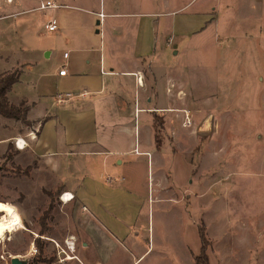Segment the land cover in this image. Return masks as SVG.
<instances>
[{
    "label": "rangeland",
    "instance_id": "rangeland-1",
    "mask_svg": "<svg viewBox=\"0 0 264 264\" xmlns=\"http://www.w3.org/2000/svg\"><path fill=\"white\" fill-rule=\"evenodd\" d=\"M23 1L27 21L14 26L6 20L0 25V70L22 69L12 85L15 95L27 93L36 85L38 73L51 71L58 62L40 59L37 48L53 40L41 27L38 0ZM175 2L172 9H184L183 2L187 5L172 25L169 54L175 86L166 118L155 120L171 199L142 209L140 220L125 225L118 240L100 242L102 261L90 260L132 264L144 253L134 264H195L203 225L210 264H264V0ZM191 14L205 19L191 18ZM200 22L196 33H180L195 29ZM24 63L29 67H17ZM205 121L210 130L203 132L199 129ZM140 149L146 150L142 145ZM147 150L157 153L155 148ZM0 151V223L4 225L0 264H10L14 256L26 264H48L41 258L50 259L51 264H68L59 257L90 250L93 243L82 235L84 220L74 216V207L62 205L52 191L46 199L36 179H14L16 185L28 182L27 194L9 187L10 181L5 186V176H18L15 170L27 166L30 174L37 161L22 167L13 157L12 146ZM130 155L140 160L135 171L146 179L151 169L159 167H152L151 162L147 166L146 154ZM26 199L30 202L26 201L21 222L14 218L16 224L6 228L3 204ZM14 212L19 215L21 211ZM33 232L39 235L40 248ZM66 241L73 242V250ZM83 263L91 264L89 260Z\"/></svg>",
    "mask_w": 264,
    "mask_h": 264
},
{
    "label": "crops",
    "instance_id": "crops-1",
    "mask_svg": "<svg viewBox=\"0 0 264 264\" xmlns=\"http://www.w3.org/2000/svg\"><path fill=\"white\" fill-rule=\"evenodd\" d=\"M51 1L56 6L41 10V27L53 41L37 49L40 59L58 62L51 71L39 72L36 85L27 93L15 95L12 87L7 93L10 103L28 107L29 124L0 116L3 153L10 145L17 164L24 167L36 160L37 165L29 176H5L4 184L10 181L9 187L27 194L28 182L19 186L14 179H36L46 199L43 190L52 191L62 205L74 207V216L84 220L82 235L93 245L66 261L95 264L103 258L100 242L118 240L125 225L140 220L142 209L171 199V181L155 143L154 118L165 119L171 109L175 86L169 54L172 25L187 5L183 2L184 9H172L175 0ZM26 13L23 0H0V25L6 20L14 26L23 24ZM197 16L205 19L190 15ZM52 19L56 29L49 31L45 25ZM197 23L195 29L180 33H196L203 24ZM61 69L64 74L59 73ZM15 138L23 139L25 148L13 147ZM141 145L146 150L141 151ZM153 148L157 153L147 150ZM132 152L146 154L147 166L151 162L158 169H151L147 179L139 176L135 169L140 160L130 157ZM63 192L72 194V200L63 202ZM26 201L30 202L3 204L6 228L16 220L21 222ZM15 209H20L19 215Z\"/></svg>",
    "mask_w": 264,
    "mask_h": 264
},
{
    "label": "trees",
    "instance_id": "trees-1",
    "mask_svg": "<svg viewBox=\"0 0 264 264\" xmlns=\"http://www.w3.org/2000/svg\"><path fill=\"white\" fill-rule=\"evenodd\" d=\"M20 75V69L14 68L9 71L1 72L0 73V116L4 118H11L15 120H20L26 124L28 122L26 121V115L28 111V107L24 105V103H20L19 105H14L8 101L7 93L10 91L12 85L18 80ZM158 117L155 116V120ZM155 128V143L156 147L158 148L160 144L159 139V133L158 129L154 125ZM30 167L27 166L24 169H16L15 174L16 175H28L29 174ZM47 195L50 196L51 192L47 191ZM51 206L48 207V211H50ZM41 235V234H40ZM199 237L201 242V247L199 252L194 256V263L195 264H210L209 259L206 253L207 246L209 245V240L205 235L204 226L201 225L199 227ZM39 237L34 239L35 244L39 245ZM41 262H46L48 264H51L50 259L41 258Z\"/></svg>",
    "mask_w": 264,
    "mask_h": 264
},
{
    "label": "built area",
    "instance_id": "built-area-1",
    "mask_svg": "<svg viewBox=\"0 0 264 264\" xmlns=\"http://www.w3.org/2000/svg\"><path fill=\"white\" fill-rule=\"evenodd\" d=\"M8 1H11V0H8ZM56 5H55V3L53 2V1H51V0H40L39 1V4H38V9H40V10H45V9H47V8H50V7H55ZM98 15H99V17H100V19L103 17V12H102V10H101V8H100V11H99V13H98ZM45 27L49 30V31H53V30H55L56 29V22H55V20H50L46 25H45ZM64 56H67V53H64ZM59 73L60 74H64L65 73V69H61V70H59ZM21 143V145H24V146H26V142L23 140V139H21V138H15L14 139V145L16 146V148H18L19 147V144ZM135 152H137V150L135 149ZM72 198H73V195L72 194H68V192H63V193H61L60 194V199L63 201V202H68V201H70V200H72ZM67 242V241H66ZM67 246L69 247V244L67 243ZM69 249L70 250H73V249H71L70 247H69ZM63 252H64V250H62ZM69 256H71V257H73V254H71V255H69V254H65V257H63V258H60L59 257V261H63V260H68V257Z\"/></svg>",
    "mask_w": 264,
    "mask_h": 264
},
{
    "label": "water",
    "instance_id": "water-1",
    "mask_svg": "<svg viewBox=\"0 0 264 264\" xmlns=\"http://www.w3.org/2000/svg\"><path fill=\"white\" fill-rule=\"evenodd\" d=\"M199 130L203 131V132L209 131L210 130L209 121H205V123L200 127ZM26 263H27L26 260L20 259L16 256H14L10 259V264H26Z\"/></svg>",
    "mask_w": 264,
    "mask_h": 264
},
{
    "label": "bare ground",
    "instance_id": "bare-ground-1",
    "mask_svg": "<svg viewBox=\"0 0 264 264\" xmlns=\"http://www.w3.org/2000/svg\"><path fill=\"white\" fill-rule=\"evenodd\" d=\"M25 145V144H24ZM24 145H21V143L19 144V149H23V148H25V146ZM3 227H4V225L2 224V223H0V232H1V230L3 229ZM1 236V235H0ZM67 243L69 244V247L71 248V249H73V242L72 241H67ZM68 259H71V258H68Z\"/></svg>",
    "mask_w": 264,
    "mask_h": 264
}]
</instances>
